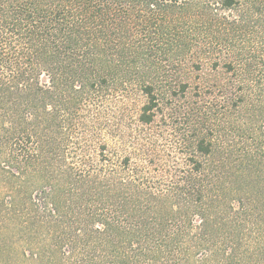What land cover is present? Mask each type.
I'll use <instances>...</instances> for the list:
<instances>
[{"label":"trees","instance_id":"obj_1","mask_svg":"<svg viewBox=\"0 0 264 264\" xmlns=\"http://www.w3.org/2000/svg\"><path fill=\"white\" fill-rule=\"evenodd\" d=\"M254 36L264 0H0V264H264ZM205 63L228 78L182 162L110 147L109 105L139 88L150 125Z\"/></svg>","mask_w":264,"mask_h":264},{"label":"rangeland","instance_id":"obj_2","mask_svg":"<svg viewBox=\"0 0 264 264\" xmlns=\"http://www.w3.org/2000/svg\"><path fill=\"white\" fill-rule=\"evenodd\" d=\"M252 39L250 52L252 55H259L264 50L262 48L264 41L256 40V36ZM257 42L259 44H256ZM227 78L228 74L224 69H215L212 64L205 63L202 70L193 72L189 87L184 92L182 88H155L162 112L150 125L136 121L139 110L147 99L140 93L139 88H130L132 93L129 98L122 97L119 102L106 104L109 105V110L114 111L110 123L127 126L122 129L120 137L109 139L110 147L116 149L118 146H123L121 150L124 154L130 153L134 161L137 157L138 163L144 162L142 159L138 160V155L144 154L145 165H148V160L153 158V153L158 155L157 164L166 168L171 164L173 166L175 162H182L186 154L193 151L194 146L188 143H194L197 138L194 131L199 129L195 126L194 118L197 115L192 114L193 110L201 103L208 105L214 100L218 90L221 89L220 86L226 83Z\"/></svg>","mask_w":264,"mask_h":264}]
</instances>
